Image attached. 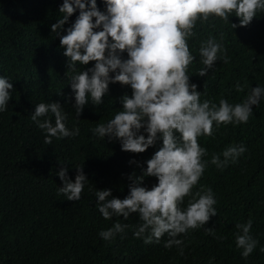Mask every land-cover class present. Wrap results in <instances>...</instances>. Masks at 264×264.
I'll return each instance as SVG.
<instances>
[{"label": "trees", "instance_id": "16d2710c", "mask_svg": "<svg viewBox=\"0 0 264 264\" xmlns=\"http://www.w3.org/2000/svg\"><path fill=\"white\" fill-rule=\"evenodd\" d=\"M62 4L63 0H0V76L13 84L8 109L0 112V264H264V97L252 106L246 124L221 125L212 137H199L208 153L203 159L209 164L193 192L211 187L217 216L177 237L184 240L182 256L176 246L164 247L167 234L159 243L145 244L134 236L141 223L138 214L104 219L95 191L107 189L112 197L124 199L129 194L128 177L133 172L143 175L146 161L162 147V139L135 154L123 152L118 140L93 135L91 129L107 124L122 110L121 98L132 95L130 86L119 83L109 85L102 104L94 105L89 99L77 118L70 86L75 73L68 69L59 37L51 32V25L63 18L58 11ZM97 6L105 11L103 0H97ZM78 15L79 10L63 29ZM239 23L234 12L228 22L218 17L197 21L195 35L188 40L195 60L187 75L190 84L197 85L201 102L212 99L219 106L223 98L235 105L252 89L264 88V11H257L248 26L232 28L231 24ZM210 37L226 49L228 62L218 59L200 77L204 65L199 49ZM122 58H128L126 52ZM94 63L77 62V72ZM237 83L242 92L236 90ZM52 102L66 113V127L70 131L78 127L80 133L52 137L49 145L44 142L46 131L37 127L31 115L36 105ZM39 119H49L55 126L51 112ZM230 145H243L246 151L223 169L210 163L213 153L222 154ZM131 160L137 163L130 164ZM65 167L73 182L77 167L83 168L88 180L78 201L58 194L63 183L57 173ZM157 183L155 177H144L141 186L151 189ZM249 219L250 235L258 244L244 258L243 249L236 246L235 225ZM117 222L129 227L111 240L100 237L101 231ZM206 229L215 230V235L206 234Z\"/></svg>", "mask_w": 264, "mask_h": 264}, {"label": "clouds", "instance_id": "9594fccd", "mask_svg": "<svg viewBox=\"0 0 264 264\" xmlns=\"http://www.w3.org/2000/svg\"><path fill=\"white\" fill-rule=\"evenodd\" d=\"M103 3L105 11L98 8L97 0H63L58 9L63 18L51 25V32L59 37L64 49L68 69L75 73L70 79L75 114L77 118L81 115L89 99L94 105L102 104L110 84L130 86L132 95L121 98L122 110L107 124L91 129L93 135L118 140L123 152L144 153L161 139L162 147L146 161L143 175L133 172L128 177L131 183L124 199L112 197L107 189L95 191L99 212L106 220L113 216L128 219L138 214L141 223L134 231L136 238L152 244L159 243L167 234L169 239L164 247L176 246L182 256L184 240L177 237L186 236L217 216L212 188L201 186L193 192L209 164L203 159L208 153L200 146L199 137H212L221 125L246 124L252 106L264 97V88L256 87L235 105L223 98L219 106L212 99L201 102L197 85L190 84L187 75L188 66L195 60L188 40L195 35L197 21H208L210 17L228 22L234 12L240 23L231 24L232 28L248 26L257 11H264V0H103ZM77 10L75 22L64 30L63 26ZM62 30L66 34L61 35ZM125 52L127 59L122 58ZM199 54L204 65L199 70L200 77H205L218 59L228 62L226 49L211 37L201 44ZM77 62L95 63L94 67L77 72ZM236 90L244 89L237 83ZM12 91L10 80L0 76V112L8 109ZM49 112L55 117V126L49 119H39ZM66 119L58 102L40 103L31 115L37 127L46 131L44 142L49 145L52 137L79 135L78 127L71 131L66 127ZM245 151L243 145H230L222 154L213 153L210 163L223 169ZM67 172L65 167L57 173L63 183L58 194L68 201H78L88 180L82 167L76 168L74 182ZM144 177H155L158 183L148 189L141 186ZM186 197L189 199L185 206ZM128 227L117 222L99 235L108 241ZM235 227L236 246L243 249L242 256L247 258L258 244L250 235L252 220ZM205 232L215 235L213 229Z\"/></svg>", "mask_w": 264, "mask_h": 264}]
</instances>
